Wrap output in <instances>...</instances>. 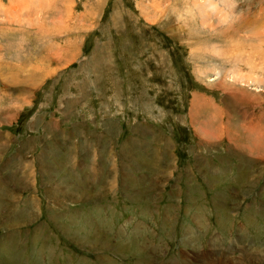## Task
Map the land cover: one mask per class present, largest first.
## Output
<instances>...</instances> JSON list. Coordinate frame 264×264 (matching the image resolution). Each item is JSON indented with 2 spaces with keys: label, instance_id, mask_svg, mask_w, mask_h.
<instances>
[{
  "label": "rangeland",
  "instance_id": "rangeland-1",
  "mask_svg": "<svg viewBox=\"0 0 264 264\" xmlns=\"http://www.w3.org/2000/svg\"><path fill=\"white\" fill-rule=\"evenodd\" d=\"M263 239L264 0H0V264H264Z\"/></svg>",
  "mask_w": 264,
  "mask_h": 264
},
{
  "label": "crops",
  "instance_id": "crops-1",
  "mask_svg": "<svg viewBox=\"0 0 264 264\" xmlns=\"http://www.w3.org/2000/svg\"><path fill=\"white\" fill-rule=\"evenodd\" d=\"M90 155H92V156H97L96 153L94 152V150L90 152ZM74 157H75V156H74ZM78 164H81L82 167L84 166V165L81 163V160L78 162ZM75 166H76V165L73 164L72 169H74ZM88 166H89V167H88ZM86 169H88L89 171H96V170H98L99 168L96 166V164H95L94 162H90V163L87 165ZM73 172H74V171H73ZM84 176H85V173H84ZM92 177H93V176H92Z\"/></svg>",
  "mask_w": 264,
  "mask_h": 264
},
{
  "label": "bare ground",
  "instance_id": "bare-ground-1",
  "mask_svg": "<svg viewBox=\"0 0 264 264\" xmlns=\"http://www.w3.org/2000/svg\"><path fill=\"white\" fill-rule=\"evenodd\" d=\"M212 241V240H211ZM263 242H264V239L262 240ZM215 245V244H214ZM211 247H212V245H211ZM215 247V246H214ZM231 250V249H230Z\"/></svg>",
  "mask_w": 264,
  "mask_h": 264
}]
</instances>
